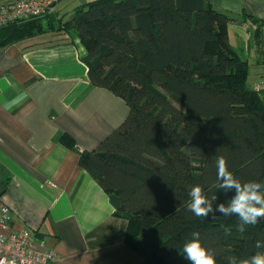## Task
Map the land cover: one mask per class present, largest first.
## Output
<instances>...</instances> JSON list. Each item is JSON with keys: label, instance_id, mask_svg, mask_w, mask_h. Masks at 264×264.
Instances as JSON below:
<instances>
[{"label": "trees", "instance_id": "16d2710c", "mask_svg": "<svg viewBox=\"0 0 264 264\" xmlns=\"http://www.w3.org/2000/svg\"><path fill=\"white\" fill-rule=\"evenodd\" d=\"M213 2L91 0L69 20L55 12L0 28V49L49 33L78 39L90 83L126 101L124 122L79 165L128 220L126 244L144 264H191L182 248L196 231L217 264L264 251L255 248L264 220L241 234L237 216L186 208L195 185L216 204L234 195L217 187V156L242 183L264 182V93L248 86L249 64L230 46L235 19ZM245 18L259 36L264 19ZM61 141L76 147L68 135Z\"/></svg>", "mask_w": 264, "mask_h": 264}, {"label": "crops", "instance_id": "0c3cea01", "mask_svg": "<svg viewBox=\"0 0 264 264\" xmlns=\"http://www.w3.org/2000/svg\"><path fill=\"white\" fill-rule=\"evenodd\" d=\"M4 0H0L2 2ZM91 0H61L57 14ZM235 21L229 43L249 64L250 83L264 78V0H214ZM76 14V13H75ZM75 16V15H73ZM76 38L49 33L0 49V216L29 227L59 264H144L126 244L128 220L115 215L108 193L79 165L126 119V101L90 83ZM70 136L75 148L61 141Z\"/></svg>", "mask_w": 264, "mask_h": 264}, {"label": "clouds", "instance_id": "9594fccd", "mask_svg": "<svg viewBox=\"0 0 264 264\" xmlns=\"http://www.w3.org/2000/svg\"><path fill=\"white\" fill-rule=\"evenodd\" d=\"M217 187L225 193L234 190V195L225 203L216 204L218 197L215 194L206 195L201 185L191 187L190 203L186 205L187 211L196 217L215 218L216 213L223 217L237 216L239 223L236 226L239 233L245 231V226H255L264 220V182H241L229 170L227 159L223 156L216 158ZM215 205V207H214ZM226 235L231 234V229L226 228ZM256 249H264V239L257 240ZM182 253L191 264H217L215 254L205 248L200 240L198 231L192 233V239L184 243ZM227 264H264V251H257L254 255L238 259L228 256Z\"/></svg>", "mask_w": 264, "mask_h": 264}, {"label": "built area", "instance_id": "2783aa9c", "mask_svg": "<svg viewBox=\"0 0 264 264\" xmlns=\"http://www.w3.org/2000/svg\"><path fill=\"white\" fill-rule=\"evenodd\" d=\"M61 0H4L0 2V28L14 22L40 18L57 11ZM253 90L264 93V78L253 84ZM8 205L1 206L0 264H59L56 252L37 238L29 227L10 228Z\"/></svg>", "mask_w": 264, "mask_h": 264}, {"label": "rangeland", "instance_id": "374dc122", "mask_svg": "<svg viewBox=\"0 0 264 264\" xmlns=\"http://www.w3.org/2000/svg\"><path fill=\"white\" fill-rule=\"evenodd\" d=\"M75 13H76V11L74 12H71V11H67V12H61V14L63 15V17H64V20H69V19H71L72 17H74L73 15H75ZM254 23V22H253ZM250 81H251V74H250V76H249V78H248V82L250 83Z\"/></svg>", "mask_w": 264, "mask_h": 264}]
</instances>
